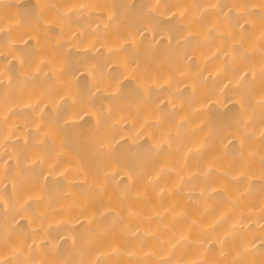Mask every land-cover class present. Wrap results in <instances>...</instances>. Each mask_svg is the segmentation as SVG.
Listing matches in <instances>:
<instances>
[{"label":"bare ground","instance_id":"obj_1","mask_svg":"<svg viewBox=\"0 0 264 264\" xmlns=\"http://www.w3.org/2000/svg\"><path fill=\"white\" fill-rule=\"evenodd\" d=\"M0 264H264V0H0Z\"/></svg>","mask_w":264,"mask_h":264}]
</instances>
